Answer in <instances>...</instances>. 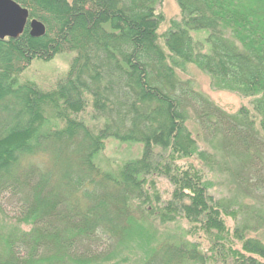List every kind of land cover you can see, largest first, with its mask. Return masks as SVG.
I'll use <instances>...</instances> for the list:
<instances>
[{
	"label": "trees",
	"instance_id": "16d2710c",
	"mask_svg": "<svg viewBox=\"0 0 264 264\" xmlns=\"http://www.w3.org/2000/svg\"><path fill=\"white\" fill-rule=\"evenodd\" d=\"M14 1L46 32L33 37L27 23L0 39V212L4 197L18 205L15 223L0 221V264H264V210L214 197L204 170L232 160L240 184L264 194V0H176L179 18L161 33L160 0ZM64 52L68 69L49 89L19 80L32 60ZM189 65L250 107L223 112L178 77ZM107 139L140 153L104 170ZM158 178L172 187L166 200ZM177 218L208 246L154 225Z\"/></svg>",
	"mask_w": 264,
	"mask_h": 264
},
{
	"label": "rangeland",
	"instance_id": "374dc122",
	"mask_svg": "<svg viewBox=\"0 0 264 264\" xmlns=\"http://www.w3.org/2000/svg\"><path fill=\"white\" fill-rule=\"evenodd\" d=\"M157 11L162 13L164 16V20L160 24L158 30L160 33L169 27L170 19L179 18V7L176 0H160L157 5ZM198 36L200 38H197L202 39L204 35L200 33ZM72 56L73 54L64 52L57 54L49 61L34 59L20 74L19 80H31L36 82L43 89H49L54 85L55 81L67 71ZM177 75L181 79H189L196 91H198L204 98H206L213 105L217 106L223 112L233 114L236 113L241 106L250 107V99L248 97H244L235 92L215 89L211 85V80L208 75L194 66H187L185 72L177 71ZM87 111H90V109ZM189 115L190 116L187 121L189 129L192 131L193 136L197 138L199 146L201 148H206L208 146L206 134L200 129L197 122L193 118V116L195 117L194 113L189 112ZM83 116L86 123L90 127L99 125L98 123L101 124L102 122L101 120H98L97 123H95L92 117L86 113ZM139 153L140 148L137 145L120 144L114 139H107L104 141V147L95 162L104 170L111 171L123 160L136 157ZM230 161L231 162L226 161V166L218 170L209 171L206 167L204 168L207 179L211 180L213 184L210 192L216 198H235L240 203L245 202V204L251 207L264 210V194L257 195L253 193V190L251 191L244 185L240 184L238 178L234 174L239 171V165L234 163L232 160ZM184 164L187 163L185 162ZM157 189L161 193L162 199L166 200L171 193L172 187L164 178H158ZM14 199L12 201L6 197L2 199L5 207V213L0 212V221L4 224V228H7L9 223H15L14 215L17 214L18 205ZM238 217V220L242 219L240 215H238ZM245 217L249 220L250 215L245 213ZM226 219L230 226L235 224V220L231 219V217H227ZM154 225H156L159 231L170 235L173 239L183 237L191 241L200 240L204 244L203 249L208 246V244H206L207 241L203 238V236H200L199 234L193 235L191 233V226L184 219L177 218L176 220L165 224L156 221L154 222ZM18 226L24 230L29 228L28 225L24 224H18ZM10 229H12V227L8 228V231H11ZM207 264H210V262Z\"/></svg>",
	"mask_w": 264,
	"mask_h": 264
},
{
	"label": "water",
	"instance_id": "95a60500",
	"mask_svg": "<svg viewBox=\"0 0 264 264\" xmlns=\"http://www.w3.org/2000/svg\"><path fill=\"white\" fill-rule=\"evenodd\" d=\"M28 9L14 0H0V39L5 37L15 38L19 36L28 23L29 34L40 37L45 34V25L32 18L28 20Z\"/></svg>",
	"mask_w": 264,
	"mask_h": 264
}]
</instances>
